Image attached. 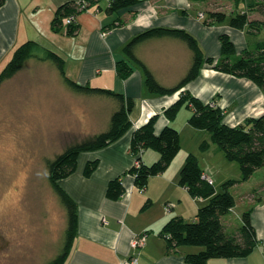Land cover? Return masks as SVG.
I'll use <instances>...</instances> for the list:
<instances>
[{
  "label": "crops",
  "instance_id": "1",
  "mask_svg": "<svg viewBox=\"0 0 264 264\" xmlns=\"http://www.w3.org/2000/svg\"><path fill=\"white\" fill-rule=\"evenodd\" d=\"M71 1L83 0H4L0 6L2 69L17 47L27 41H35L38 44L36 54L42 56L50 50L64 59L66 75L72 80L82 85L112 89L135 102L130 113L132 128L103 148L82 152L76 170L59 181L78 205V231L65 264H118L131 255L138 256L137 264H190L186 261V255L197 253L203 248L187 245L169 250L167 239L161 231L176 216L195 220L199 207L206 202L203 198L192 196L179 183L187 155L195 154L202 166L203 160L208 161L216 155L220 157L222 152L211 140L207 130L190 125L193 107L183 106L173 121L167 118L165 109L178 101L185 92H191L205 103L217 97V104L227 113L225 121L237 125L248 117L264 114V90L251 79L216 70L213 65L205 63L198 77L175 93H152L145 83L144 70L129 57L124 47L134 36L150 28L184 29L198 40L205 56L214 57L216 62L221 57L222 33L231 36L236 45V55L240 56L246 49H254L264 39V30L248 33L226 22L208 25L204 22L208 11L200 6L203 0H139L115 13L107 11L111 0H86L88 7L76 17L80 25L76 35H68L66 26L61 32L53 31L51 24L56 10ZM241 7L240 4L235 13L245 11L246 8ZM260 35L263 37L260 38ZM135 55L164 87L178 84L194 59V52L189 45L172 36L142 41L136 46ZM118 60L129 61L134 67L125 79L117 74ZM75 92L77 94H67L72 96V101H76L74 108L80 109L79 112L83 114L76 119L81 124L71 128L77 137L72 138L70 145L107 131L113 113L120 107V102L113 97ZM94 95L112 99L110 109L103 111L104 105L89 102L85 97ZM153 115H158L156 133L159 134L167 125L174 126L180 132L182 148L169 167L163 173L151 177L145 190L141 191L135 184V176L129 173L138 157L131 153L130 147L133 131L147 123ZM100 128L103 131H96ZM204 140L210 142L206 150L200 148ZM141 156L145 164H152L160 158L159 152L154 149L145 150ZM93 160H98V166L90 176H86L85 166ZM203 170L215 185L217 180L225 182L233 179L228 177L230 175L216 179L213 176L214 169L208 165ZM261 170H264V166L252 177ZM117 177L123 178L125 193L119 199H111L107 196L108 184ZM246 196L250 201L249 207L246 201L244 209L236 213V199L235 207L223 217V222L228 229L240 227L242 214L252 208V223L257 232L258 246L247 257L212 258L208 264H264V197L255 201L256 196L249 192ZM167 203L172 204L169 211L165 210ZM143 233H146L145 244L133 247V239Z\"/></svg>",
  "mask_w": 264,
  "mask_h": 264
},
{
  "label": "trees",
  "instance_id": "2",
  "mask_svg": "<svg viewBox=\"0 0 264 264\" xmlns=\"http://www.w3.org/2000/svg\"><path fill=\"white\" fill-rule=\"evenodd\" d=\"M241 1V0H240ZM4 0H0V6ZM88 3V1H86ZM139 0H111L107 9L109 13H115L122 8L134 5ZM89 3L81 9V4L75 1L61 5L55 13L51 28L55 32H61L67 25L65 19L71 14H79L88 7ZM258 11L264 16V0H251L247 2L245 11H238L228 15L224 11H209L205 23H228L233 27L246 30L248 33H259L264 30V19L250 18V12ZM80 25L77 20L67 25L66 33L74 36L79 32ZM162 36H172L184 40L194 52L193 63L187 74L173 87L162 86L149 68L135 55L136 46L142 41ZM221 57L215 62L214 57L205 56L198 40L188 31L177 28L156 27L147 29L134 36L124 47L129 57L142 67L145 72V83L152 93L161 95L173 94L190 81L196 79L205 63L213 65V68L237 77H245L254 81L264 90V39L258 42L254 49H246L237 56V49L231 36L227 33L220 35ZM38 44L35 41H27L14 51L12 58L0 72V86L5 80L13 77L31 57H39L43 60L53 61L60 69L66 83L75 91L86 94H97L113 97L120 102V107L111 117L110 127L81 143L71 144L47 162L49 180L52 187L59 195L67 208L68 224L66 228V241L62 252L47 264H65L78 231V205L76 201L60 186L59 181L71 175L77 168L79 155L84 151L103 148L122 137L132 126L130 113L135 102L124 94L112 89L82 85L66 75L64 59L53 51L47 50L44 55L36 54ZM117 74L121 79L127 78L134 70L129 61L118 60ZM193 107V113L189 118L191 126L197 129L207 130L211 134V140L224 152L230 161L239 163L241 177L228 179L222 184V190H218L213 181L205 177L204 170L198 157L189 153L180 172L179 183L186 187L192 196L206 200L196 214L195 220H187L181 216L171 218L163 227L161 234L167 239L169 250L180 246H200L203 249L197 253L186 255V261L190 264H208L212 258L247 257L254 252L259 244L256 229L252 223V208L242 214V225L228 229L223 222L236 205V197L231 191L235 184L249 180L253 174L264 166V114L258 117H248L245 121L230 125L225 121L226 111L217 104V97L210 102H203L191 92L181 94L178 101L165 109V115L173 121L183 106ZM158 115H153L147 123L133 131L131 141V153L137 155L140 150L154 149L160 154V158L152 163L145 164L142 156H138L139 165L135 164L129 170L135 176V184L141 188L149 183L151 177L163 173L180 152L181 135L177 128L167 125L158 134L155 124ZM210 142L202 141L200 148L206 150ZM98 160L88 161L84 173L90 176L98 166ZM125 193L123 178L112 179L107 188V196L111 199H119ZM149 205V203H147Z\"/></svg>",
  "mask_w": 264,
  "mask_h": 264
},
{
  "label": "rangeland",
  "instance_id": "3",
  "mask_svg": "<svg viewBox=\"0 0 264 264\" xmlns=\"http://www.w3.org/2000/svg\"><path fill=\"white\" fill-rule=\"evenodd\" d=\"M248 1L203 0L200 6L229 15L240 4L245 9ZM250 15L264 19L258 11ZM36 59L27 60L19 73L0 86V264H47L62 252L66 241L67 208L50 183L47 162L77 137L71 128L81 124L76 119L83 113L74 108L76 101L67 93H77L64 81L58 66L51 60ZM85 97L104 105L103 111L110 109V98ZM221 152L220 157L203 160V168L214 169L216 179L240 177L239 163ZM223 183L217 180L218 190ZM237 184L231 187L238 200L236 213L244 209L246 201L249 207L246 193L256 196L255 201L264 197L260 190L264 170ZM171 207V203L165 204L166 211Z\"/></svg>",
  "mask_w": 264,
  "mask_h": 264
},
{
  "label": "built area",
  "instance_id": "4",
  "mask_svg": "<svg viewBox=\"0 0 264 264\" xmlns=\"http://www.w3.org/2000/svg\"><path fill=\"white\" fill-rule=\"evenodd\" d=\"M81 4V9L84 8L88 3L86 2V0H83V1H80L78 2ZM202 15V14H201ZM76 17L77 15L76 14H71L69 15L66 19H65V24H72L76 21ZM142 154V150H140L137 154V156L141 155ZM139 160H138V157H137V162L136 164L139 165ZM207 178H209L208 176H205ZM211 180V178H209ZM212 181V180H211ZM142 190H145L144 187H141ZM146 242V233H143V234H140V235H137L133 241H132V246L133 247H141L145 244ZM138 256L136 255H131L129 257H127L123 262L121 263H118V264H137L138 263Z\"/></svg>",
  "mask_w": 264,
  "mask_h": 264
}]
</instances>
